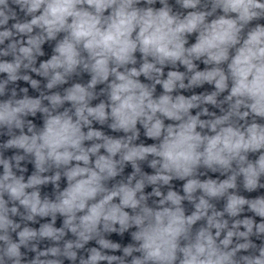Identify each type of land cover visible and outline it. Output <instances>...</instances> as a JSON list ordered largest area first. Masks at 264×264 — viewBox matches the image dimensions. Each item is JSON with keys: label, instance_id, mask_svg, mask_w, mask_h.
I'll list each match as a JSON object with an SVG mask.
<instances>
[{"label": "clouds", "instance_id": "1", "mask_svg": "<svg viewBox=\"0 0 264 264\" xmlns=\"http://www.w3.org/2000/svg\"><path fill=\"white\" fill-rule=\"evenodd\" d=\"M241 190L264 0H0V264H264Z\"/></svg>", "mask_w": 264, "mask_h": 264}]
</instances>
